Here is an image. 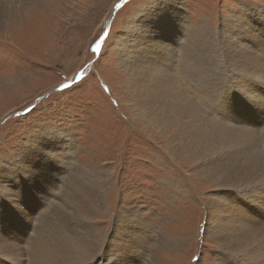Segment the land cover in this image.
<instances>
[{
    "label": "rangeland",
    "instance_id": "obj_1",
    "mask_svg": "<svg viewBox=\"0 0 264 264\" xmlns=\"http://www.w3.org/2000/svg\"><path fill=\"white\" fill-rule=\"evenodd\" d=\"M157 1L161 2L23 0L22 15L0 25V166L3 169L0 172V206L7 202L4 210L14 213L13 225L17 229L16 221L20 225L21 219L27 220L28 225L33 224V231H28L31 238L37 233L41 221H45L49 210H52L51 214L54 212L49 217V221L53 220L51 224L62 223L67 233L96 231L99 234L96 238L99 239L94 264H118L119 253L110 247L109 239L112 233L115 236L116 230L121 245L116 249L122 252L128 249L125 254L129 257L137 255L142 258L147 253L146 259H156L159 264H219L220 251L239 264L237 254L221 249L217 238L206 232V201L215 194L223 196L221 189L199 176L192 163L183 164L171 156L166 148V138L157 130L145 127L140 118L130 114L134 112L125 103L127 74L120 67L121 52L118 50L128 32L142 29L141 33L144 30L149 33L154 28H147L145 22L142 26L140 19L141 14H145L152 4L155 6ZM179 2L186 15V28L193 29L204 24L217 31L224 28L221 22L234 9L248 5L262 11L264 7V0ZM133 18L137 19L139 29H135ZM258 18L263 23L259 29L264 40V19ZM132 29L135 30L132 32ZM172 33L174 39L180 34L176 28H172ZM181 41L184 42L183 39ZM159 45L166 46V43L153 40L150 48L161 54ZM169 49L171 55L167 57H173V63L176 50L172 56L171 45ZM217 60L220 63H215L221 65L224 71H234L221 58ZM165 61L168 59H161V62ZM181 70L179 67L176 74ZM219 76L225 83H220L214 92L219 97V105L227 106L211 107L201 99L199 103L210 115L204 112L217 122L245 125L247 118L241 115L245 109L252 116L249 127L256 123L261 128L264 125V99H261V96L264 97V77L255 79L250 87V84L239 86L232 79L235 74L232 77ZM184 82L192 84L188 80ZM238 93L242 97L237 96ZM234 105L243 107L239 108L238 121L235 120L237 112L231 108ZM52 132L59 133L61 139L70 145L69 175L66 172L68 163L56 157L59 151L41 143L48 136L44 133ZM254 133L259 136L257 128ZM21 149H25V154L19 158ZM91 169L101 170L106 180V191L101 198L104 205L101 204L89 220L82 222L69 216H59L58 210L69 211L66 199L61 198L69 195L70 190L73 192L75 181L85 182ZM47 178L55 180L56 187L46 188L47 184L43 183L48 181ZM263 192L264 189L245 199L250 203V212L258 210L264 214ZM25 198L28 201L26 204ZM36 209H43L39 212L41 216H35ZM253 218L254 222L261 221L259 217ZM8 221L12 224L11 219ZM122 224L126 227L123 228ZM150 232L176 238L181 241V247L169 249L153 242L144 248L140 256L135 254L138 241L143 239L140 234L145 237V233ZM55 233L49 231L47 236L51 238L57 235ZM25 259H28L27 256ZM138 264L147 263L142 258Z\"/></svg>",
    "mask_w": 264,
    "mask_h": 264
},
{
    "label": "bare ground",
    "instance_id": "obj_2",
    "mask_svg": "<svg viewBox=\"0 0 264 264\" xmlns=\"http://www.w3.org/2000/svg\"><path fill=\"white\" fill-rule=\"evenodd\" d=\"M22 1L0 0V25L22 15ZM257 11L248 5L234 9L232 14L224 19L223 23L221 22L224 28L219 31L212 30L213 28L210 29L204 24L188 29L184 25L186 15H184L179 0L157 1L155 6L152 4L145 14H141V19L139 17L142 26L146 25L149 29L150 26L154 28H151L149 33H146V30L141 33L142 29L138 28L137 19L133 18L135 29H139V32H128L129 34L118 50L121 52L120 67L127 74V80L124 82L127 96L125 103L134 112L130 114L140 118L142 124L145 123V127L157 130L166 138V148L171 156L183 164L192 163L199 176L211 181L223 192V196L215 194L212 197L211 195L212 198L206 201V232L217 238L221 249L237 254L239 264H264V214L258 210L250 212L248 209L250 203L245 201L247 196L252 198L254 194L264 189V125L259 128L256 123H253L251 128L247 125H234L232 122L231 124L217 122L213 119L214 117L211 118L204 112L205 110L210 115L199 101L204 99L211 107L225 105H219V97L214 92L219 88L220 83L221 85L225 83L220 80L219 75L232 77V74H235L232 79L239 86L250 84V87L255 79L264 77V40L259 29L260 24L263 25V23L258 18L264 19V7L262 11ZM142 22H145V25ZM172 28L180 32L176 39H174L175 35L171 34ZM135 29H132V32ZM165 33L166 38H164ZM182 39L185 43L181 41ZM153 40L166 43V46H158L161 54H158L155 49L154 52L151 50ZM169 41L172 56L174 49L176 50L173 63H171L173 57L172 59L167 57L170 54ZM177 53L178 56H176ZM164 58L168 59L166 63L171 64L165 65V62H161ZM218 58L237 72L224 71L222 66L218 65L220 63ZM215 61H218L216 62L218 64ZM179 67L182 70L176 74ZM185 80L192 84L187 85ZM237 96L242 97L241 93ZM262 98L264 99L261 96ZM234 107L231 106L234 110L243 108L241 105H234ZM240 111H237L236 121H238L236 117ZM256 128L259 130V136L254 133ZM44 134L48 136L42 139L45 142L41 141V143L55 147L59 151L56 157L63 159L60 160L61 162L68 163L69 168L66 172L69 175L68 150L70 145L65 139H61L59 133ZM19 151L18 157L21 158L25 154V149ZM1 171L3 169L0 166ZM88 172L89 176L86 180L84 179L85 182L74 180L73 192L70 190L69 195L63 194L65 198L61 199H66V207L69 211L58 210L59 216H69L82 222L85 219L89 220V217L101 208L103 204L101 198L106 191V180L102 177L101 170L91 169ZM47 180L43 183L47 184L46 188L56 187L55 180L48 178ZM4 189L5 187L1 191ZM241 191L246 193L243 198L239 197V194H234V192L240 193ZM39 193L41 194L40 191ZM40 197L42 200L43 196L40 195ZM26 203L28 201L25 198L24 204ZM2 205L0 206V264H31L30 260L32 264L62 262L94 264L99 239L96 238L99 235L96 231L85 230L84 234L67 233L62 223L51 224L53 220L49 221V217L52 210H49L45 215V221H41L36 230L37 233L31 238V233L28 231L29 229L33 231V224L28 225L27 220L20 218V225L16 221L17 229L13 225L14 213L4 210ZM262 205L264 206V203ZM41 210L43 209H36L35 216L38 217ZM253 217H259L261 221L254 222ZM9 219L12 220V224L8 221ZM126 224L121 226L125 228ZM49 231L52 233L56 231L57 235L49 238L47 236ZM116 231L115 236L112 233L109 239L110 247L114 249V252L119 253L118 264H138L142 258L147 264H159L156 259H146L147 253L142 258L137 255L133 258L125 254L129 251L127 248H125L127 251L123 252L116 249L121 246L116 237L119 232L116 234ZM151 233H145V237L143 233L140 234L143 239L138 241V246L134 249L135 254L140 256L144 248L152 245L153 242L169 249L181 247V241L176 238ZM115 240L117 242L113 243ZM219 254L218 262L221 264H238L234 263L235 260L224 252L219 251Z\"/></svg>",
    "mask_w": 264,
    "mask_h": 264
},
{
    "label": "snow or ice",
    "instance_id": "obj_3",
    "mask_svg": "<svg viewBox=\"0 0 264 264\" xmlns=\"http://www.w3.org/2000/svg\"><path fill=\"white\" fill-rule=\"evenodd\" d=\"M117 7H119V5H117ZM97 47H99V43H97ZM239 195H240L241 198H243L246 195V193L244 191H241L239 193ZM194 259H199V258L198 257H194Z\"/></svg>",
    "mask_w": 264,
    "mask_h": 264
}]
</instances>
